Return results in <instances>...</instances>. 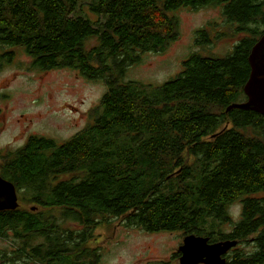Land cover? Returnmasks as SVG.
Masks as SVG:
<instances>
[{
    "label": "trees",
    "instance_id": "16d2710c",
    "mask_svg": "<svg viewBox=\"0 0 264 264\" xmlns=\"http://www.w3.org/2000/svg\"><path fill=\"white\" fill-rule=\"evenodd\" d=\"M84 5L96 19L83 16ZM206 5L222 8L230 32H211L210 21L195 43L229 37V52L196 51L158 86L124 79L142 53L176 39L177 9ZM263 33L264 0H0V47H23L35 67L72 68L107 86L70 138L32 135L3 155L0 175L37 209L0 211V236L11 232L17 243L0 264H98L91 240L111 218L211 241L251 237L253 250H235L226 264H264V115L229 108L246 100L248 56ZM237 200L241 218L224 232Z\"/></svg>",
    "mask_w": 264,
    "mask_h": 264
},
{
    "label": "rangeland",
    "instance_id": "374dc122",
    "mask_svg": "<svg viewBox=\"0 0 264 264\" xmlns=\"http://www.w3.org/2000/svg\"><path fill=\"white\" fill-rule=\"evenodd\" d=\"M221 9L212 5L177 9L179 27L176 39L164 51L142 53L138 63L127 67L124 79L158 86L175 76L181 70L182 62L196 51L205 55L229 52L234 40L229 37H222L210 46L195 43L196 30L210 21L218 23L211 32H225L227 29L230 32ZM82 13L96 19L86 5ZM95 43V38L87 41L88 46ZM106 89L102 80L87 79L72 68L35 67L23 47H0V163L6 152L19 148L32 135L57 142L73 136L91 120V111ZM20 196L18 192L19 203L37 209L34 204L20 201ZM241 209L239 200L228 207L231 221L222 225L224 232H229L240 220ZM11 235L9 232L7 236H0V252L11 251L17 245ZM184 236L182 231L148 232L129 225L126 220L111 218L94 230L91 247L97 249L98 264H156L160 261L179 264L178 247ZM250 238L242 240L236 249L252 251Z\"/></svg>",
    "mask_w": 264,
    "mask_h": 264
},
{
    "label": "water",
    "instance_id": "95a60500",
    "mask_svg": "<svg viewBox=\"0 0 264 264\" xmlns=\"http://www.w3.org/2000/svg\"><path fill=\"white\" fill-rule=\"evenodd\" d=\"M248 62L250 73L243 86L246 100L229 108H244L264 115V33L252 46ZM18 205L15 185L0 175V211L15 209ZM237 243V239L210 241L206 235L187 233L178 247L179 264H226L225 254Z\"/></svg>",
    "mask_w": 264,
    "mask_h": 264
},
{
    "label": "flooded vegetation",
    "instance_id": "af4514ba",
    "mask_svg": "<svg viewBox=\"0 0 264 264\" xmlns=\"http://www.w3.org/2000/svg\"><path fill=\"white\" fill-rule=\"evenodd\" d=\"M186 235V234H185ZM220 240H224V239H220ZM238 240V243L237 244H239L240 242H241V240L240 239H237ZM211 241V240H210ZM216 241H218V240H216ZM235 250H238V249H236V247L235 248H231L226 254H225V256H226V259H227V257L229 256V255H231V253L230 252H233L232 254H234L235 253Z\"/></svg>",
    "mask_w": 264,
    "mask_h": 264
},
{
    "label": "bare ground",
    "instance_id": "6f19581e",
    "mask_svg": "<svg viewBox=\"0 0 264 264\" xmlns=\"http://www.w3.org/2000/svg\"><path fill=\"white\" fill-rule=\"evenodd\" d=\"M183 239V238H182Z\"/></svg>",
    "mask_w": 264,
    "mask_h": 264
}]
</instances>
